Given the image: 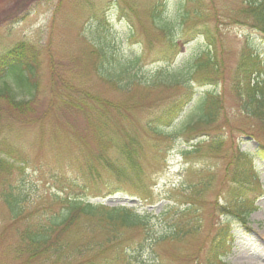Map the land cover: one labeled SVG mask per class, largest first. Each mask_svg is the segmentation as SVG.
Instances as JSON below:
<instances>
[{
    "label": "rangeland",
    "instance_id": "rangeland-1",
    "mask_svg": "<svg viewBox=\"0 0 264 264\" xmlns=\"http://www.w3.org/2000/svg\"><path fill=\"white\" fill-rule=\"evenodd\" d=\"M243 2L0 0V53L23 42L34 57L31 85L4 76L17 99L31 100V110L16 113L0 99V157L12 165L0 172V264H53L44 255L29 261L20 232L57 215L56 195L131 208L155 229L188 218L190 234L141 252L143 260L154 258L152 264H218L220 258L264 264V158L257 148L264 124L243 113L236 90L264 79V37L237 16ZM152 11L168 22L175 47L154 26ZM246 39L258 60L242 67ZM207 51L212 65L206 68L198 64ZM207 93L219 99L211 123L199 121ZM178 101L174 119L158 122L157 115ZM129 150L139 174L127 169L116 177L107 162L127 168ZM236 189L256 207L245 221L230 213ZM5 191L20 194L18 220L2 199ZM189 202L192 211L182 214ZM225 226L229 234L221 238ZM73 230L61 236L68 248L90 238ZM120 238L129 251L151 243L140 229H123ZM87 256L71 263H86ZM106 258L94 260L120 262Z\"/></svg>",
    "mask_w": 264,
    "mask_h": 264
},
{
    "label": "trees",
    "instance_id": "trees-1",
    "mask_svg": "<svg viewBox=\"0 0 264 264\" xmlns=\"http://www.w3.org/2000/svg\"><path fill=\"white\" fill-rule=\"evenodd\" d=\"M153 11L151 12V17L154 26L162 31V34L169 40L172 47H175L176 40L169 32L168 22L157 20ZM237 16L247 21L250 27L264 37V0H244L243 6L238 11ZM206 39L209 42L208 46L211 48L213 43L212 36L206 34ZM243 49L246 53L244 54V60H242V67H246L248 61L258 60V56L254 54L252 39L245 40ZM29 54L31 53L23 42H18L0 53V99L5 101L10 110L20 114L31 110V100L17 99L11 84L4 81V76H11L14 83L18 86L31 85L29 79L34 73V57ZM206 56L208 59L201 61L198 65L206 68L212 65L208 51L206 52ZM251 66H254V64ZM212 68L215 69V67ZM106 78L109 79L107 76ZM128 85L120 87L129 88L130 86ZM239 89V87H236V90L239 92L238 97L240 98L243 113L258 119L264 124V79L249 83L242 88L243 90ZM190 93L191 91L188 90L184 96L188 98ZM69 100L70 97L61 99L62 102H68V104ZM200 100L204 114L199 118V121L211 123L218 114L219 99L212 93H207L206 96L202 94ZM181 105L182 102L178 101L167 106L157 115V121L168 124L178 114ZM2 113L3 110L0 108V121L2 120ZM157 128L152 127L151 130L159 134ZM257 148L264 158V143L258 141ZM238 154L241 155V158L249 157V153L246 151H238ZM134 155L135 153L132 150L127 152V168L114 166L109 162H107V167L112 169L116 177H125L127 169L138 176L139 169L135 159L136 156L134 158ZM11 167L12 165H8L0 157V172H6ZM242 179L245 180V178ZM244 185L245 183H243ZM239 195H241V192L238 189L233 191V200L228 202L233 205L232 212L230 213L245 221L256 207L253 201L246 203L244 199L238 197ZM55 198L59 205L57 215L50 217L46 224L40 221L30 223L20 232L22 241L21 252L27 253L29 261L34 258H41L44 255L46 259L53 258V264H72L79 256L87 254L86 263L83 261V264H102V262H96L94 259L100 257L101 259H108L106 258L108 255H111L109 260L115 263L120 261L119 264H152L154 258L148 257L147 260H143L140 255L147 246L151 247L166 241L178 242L184 236L190 234L193 229V225L189 223L188 218L181 217L180 219L174 217L171 224H161L158 226V229H155L149 224L146 215H141L131 208L106 207L102 204L88 202L78 196L56 195ZM2 199L10 212L11 218L14 221L18 220L24 209L21 205L20 194L5 191L2 193ZM191 211L192 204L189 202L188 206L182 210V214L189 215ZM70 228L74 229L73 232L76 237L80 238L83 234H90V238L84 244H81L80 241L73 247L68 248L67 242H63L61 236ZM228 228L229 226H225L222 229L219 234L221 238L229 234ZM123 229H140L151 243L146 245L140 242L135 247V250L129 251L123 246L122 239L120 238V232ZM96 231H103L104 237L102 239L95 237ZM229 237L230 235L227 236L228 240ZM222 243L223 241L219 243L220 249H223ZM224 243L226 246H229V241H224ZM107 251L110 253H106ZM218 260V264H225L220 259ZM75 264H81V261ZM103 264L106 263L103 262Z\"/></svg>",
    "mask_w": 264,
    "mask_h": 264
}]
</instances>
